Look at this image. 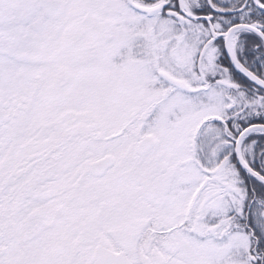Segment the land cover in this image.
I'll list each match as a JSON object with an SVG mask.
<instances>
[{
	"label": "snow or ice",
	"instance_id": "1",
	"mask_svg": "<svg viewBox=\"0 0 264 264\" xmlns=\"http://www.w3.org/2000/svg\"><path fill=\"white\" fill-rule=\"evenodd\" d=\"M0 264H264V0H0Z\"/></svg>",
	"mask_w": 264,
	"mask_h": 264
}]
</instances>
